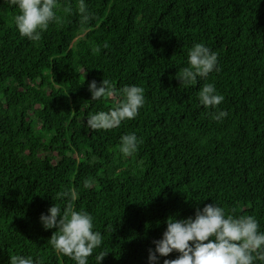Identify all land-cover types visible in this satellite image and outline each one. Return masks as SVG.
<instances>
[{
	"label": "trees",
	"instance_id": "1",
	"mask_svg": "<svg viewBox=\"0 0 264 264\" xmlns=\"http://www.w3.org/2000/svg\"><path fill=\"white\" fill-rule=\"evenodd\" d=\"M57 0V20L39 41L21 37L18 10L0 0V264L31 255L41 264H75L48 242L40 215L58 192L76 189L75 210L93 216L102 264H149L170 217L194 216L217 202L252 215L264 231V0ZM202 42L217 70L187 87L175 78ZM138 85L135 118L90 132L86 119L114 106L91 101L88 84ZM213 83L217 109L197 92ZM228 114L217 121L212 113ZM142 140L131 156L120 137ZM90 182L84 188L83 181ZM108 225L111 230L106 231ZM171 253L163 259H174Z\"/></svg>",
	"mask_w": 264,
	"mask_h": 264
},
{
	"label": "clouds",
	"instance_id": "2",
	"mask_svg": "<svg viewBox=\"0 0 264 264\" xmlns=\"http://www.w3.org/2000/svg\"><path fill=\"white\" fill-rule=\"evenodd\" d=\"M18 13L14 16L15 27L21 37L39 41L42 32L57 20V0H4ZM82 23H87L84 0H80ZM218 54L202 42L194 43L187 52V66L178 70L176 79L180 86L195 84L217 70ZM91 101L103 97H116L114 106L107 111L100 110L86 119V130H110L125 120L137 116L145 104L144 89L138 85H124L117 92L116 86L106 78L98 84H88ZM197 98L205 109H217L224 96L219 94L213 83H203ZM224 110L213 112L212 119L221 120L227 116ZM142 140L135 133L120 137V152L125 156L134 154ZM84 188L90 187L88 180ZM78 198L76 189L58 192L56 197L64 203L63 209L56 202L48 208L47 214L40 215L45 230L56 229L48 241L53 249L69 257L75 264H89L88 258L94 249L102 245L103 235L94 230L93 216L83 210L77 211L73 201ZM111 230L108 225L106 231ZM154 249L149 250V264H160L161 258L178 253L174 259H163V264H264V231L260 230L257 219L252 215L227 213L217 202L195 209L194 216L183 219L170 217L162 237L153 241ZM108 252L101 250L94 256L96 264H102ZM8 264H41L39 258L31 255L9 256Z\"/></svg>",
	"mask_w": 264,
	"mask_h": 264
}]
</instances>
